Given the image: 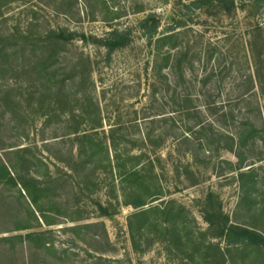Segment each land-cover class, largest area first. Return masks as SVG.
<instances>
[{"label": "rangeland", "instance_id": "rangeland-1", "mask_svg": "<svg viewBox=\"0 0 264 264\" xmlns=\"http://www.w3.org/2000/svg\"><path fill=\"white\" fill-rule=\"evenodd\" d=\"M178 1L0 0V163L13 166L17 182L21 171L49 188V199L40 206L52 223L41 219L20 183L0 182V264H206L201 253L191 258L178 248L164 229L151 228L141 250L134 248L129 218L137 209L124 204L116 170L103 154L91 162L79 156L75 133L93 124L70 114L72 108L81 113V102L71 97L76 92L87 93L98 106L102 124L91 132L98 131L96 140L103 147L110 146L114 128L125 135L123 147L155 161L164 196L154 205L171 199L185 205L196 219L186 230L202 243L219 242L226 250L225 264H264V248L256 261L254 251L242 257L236 245L213 238L203 212L209 202L229 224L264 233V5L236 0L232 14L216 9L200 17L192 13L193 20L178 29H183L181 46L190 49V83L178 86L192 96L188 116L185 103L174 96L179 80L174 71L166 69L165 80L153 77V46L139 30L141 19L154 14L161 20L159 31H167L182 19ZM114 28L128 30L132 41L108 57L91 36L103 37ZM51 32L65 33L66 39L60 76L65 83L59 81L52 90L29 71L37 63L33 49ZM88 58L91 76L82 81L78 71L87 72ZM73 65H79L76 79H70ZM60 88L70 94L69 104L59 98L63 95L57 97ZM251 124L256 132L249 130ZM140 132L161 135L165 142L138 148L133 143ZM21 150L28 158L22 167ZM113 155L110 149L111 160ZM243 173L251 175L243 177L249 204L243 201ZM34 232H44L46 247L20 242Z\"/></svg>", "mask_w": 264, "mask_h": 264}, {"label": "trees", "instance_id": "trees-1", "mask_svg": "<svg viewBox=\"0 0 264 264\" xmlns=\"http://www.w3.org/2000/svg\"><path fill=\"white\" fill-rule=\"evenodd\" d=\"M253 1L256 6L260 4L264 5V0ZM176 6H178L177 9L179 10V13L183 14L182 19L180 17L175 19L172 25H168L167 31H159L161 20L154 14H150L141 19L139 22V30L143 33L150 45L153 46V77L165 80L167 79V76L164 71L168 68L174 71L175 76L180 80V82L178 80L176 85H174V96L176 99L179 98L185 103V106L182 108L189 116L192 110V107L189 106V103L192 104V96L185 91H180L178 86L181 87L182 84L186 82L190 83L187 79V70H191L192 68L190 67L191 62L187 60L190 56V49H183L181 46L180 37L183 34V29L180 31H178V29L186 26L188 20H193L191 17L192 13L197 12L198 17H200L201 15L199 14H204L206 13L205 11L216 9L232 14L236 8V0H189L188 3L179 0ZM180 11H183V13ZM70 37H73V34ZM91 38L92 43L107 49L108 57H111L112 53L116 50L129 46L132 41L131 33L128 30L118 28H114L103 37L91 36ZM83 39L88 41V38L85 35H83ZM65 42V33L51 32L46 40H41L42 45L39 48L33 49L32 52L33 56H36L37 63L31 67L29 71L33 73L38 80L46 81L47 83L49 82V89L51 90L53 89V85L58 86L59 81H62L63 84L65 83L60 77L62 68L61 56L64 51ZM25 51L26 50H23V52ZM5 65H11V61H8ZM84 66L87 72L83 71V73H79V65H73L70 69L72 72L70 79H76L79 76H83L82 81H84L87 78H90L92 64L89 58L84 62ZM77 71L79 76L77 75ZM252 77L253 76H251V81ZM43 84L45 83L42 82V85ZM155 85L156 84H153L152 86L155 87ZM164 86V83H162V87ZM170 89V86L167 87V90L170 91ZM154 90L156 95V93L159 92L158 86H156ZM62 92L63 90L60 88L59 92L56 93L57 97L63 95L59 98H62V102L69 104L68 100L71 101L69 99L70 94H66V92L63 94ZM79 94V92H76L73 96L71 95V97L75 102H81V113H78V115H76V113L74 114V108L69 112L70 114L72 113L74 120H77L80 123L87 124L89 122L93 124L90 130H85L82 134L78 132L75 133L77 134L75 140L80 147L79 156L81 158L85 156L87 162H91L93 159L95 160L98 158V155L103 154L101 158L106 161L112 171L116 170V175L118 176V179H120L119 189L121 193L119 194L122 196L124 204L137 209L129 218V230L134 248L136 250H141L142 240L147 238L151 228H157L161 231L164 229L171 234L172 242L178 248L182 247L184 250L192 254L190 255L191 258H195L197 253H201L206 264H225L226 250L224 251L222 249L219 242L213 243L210 241V243L207 244L202 243L198 241L196 234L192 230H186L190 227V224L196 222V219L192 216L191 212L185 205L179 204L174 199H171L168 202L165 200L160 201L156 205L153 204L154 202L161 200L164 193L160 185V178L156 173V164L152 157H148L145 152L140 153L139 155L132 154L131 149L123 147L122 145L125 143V141H123L125 140V135L114 128L110 131V146L105 145V147H103V143L100 140H96L98 131L91 132V130H96L101 127L102 124L100 116L98 115V106L92 101L87 93ZM95 106L97 107L93 110ZM250 126L251 129L249 130L254 132V125L251 124ZM138 136L139 139L133 143L138 148H142V145L146 147L149 143L158 148L165 142V139L162 138L161 135L158 136L151 132H140L138 133ZM156 138H160V141L155 145L153 142ZM230 139L234 142V137H231ZM245 142L246 139H243L239 145L240 148L245 146ZM131 148L133 149V147ZM110 149L114 152L112 160L110 157ZM26 151L27 150L20 151V167L28 162L25 153ZM10 169L13 170V166H10ZM10 169L4 163H0V182H7L14 186H17L20 183L31 203L42 212L41 219H43L48 225L52 224L48 218V214L43 213L40 206V201L43 198L49 199V188L34 176L30 175L28 177V174L25 176L21 171L20 182H17ZM253 171L254 170H251L250 173H253ZM250 176L249 173H243L240 176V178H242V190L244 191L243 201L248 204L251 202V192L250 189L245 186L243 177ZM23 191H20L21 194H23ZM55 204L56 207H59V204ZM101 208L103 211L108 212V208ZM30 212H32L33 218L39 222V218L36 216L35 212ZM203 212L204 219L209 225L208 231L215 232L213 238H225L228 246L236 245L237 248L241 250L242 257L247 256L254 251L257 261V257L262 253L260 251L264 248L263 232L238 224H229L228 218L222 213L221 209L214 207V205L209 202L204 204ZM26 240H28L27 242H34L43 247H46L48 244L44 238V232L28 233L25 237H20L21 243L26 242ZM255 251H257V253ZM211 257L213 258L211 259Z\"/></svg>", "mask_w": 264, "mask_h": 264}]
</instances>
